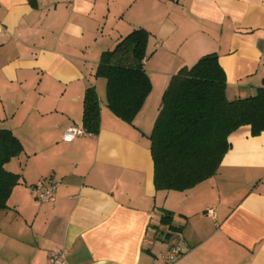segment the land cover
I'll use <instances>...</instances> for the list:
<instances>
[{
	"label": "crops",
	"instance_id": "crops-1",
	"mask_svg": "<svg viewBox=\"0 0 264 264\" xmlns=\"http://www.w3.org/2000/svg\"><path fill=\"white\" fill-rule=\"evenodd\" d=\"M138 28L149 32L152 86L129 123L108 109L95 73L102 53ZM209 53L229 100L254 95L264 0H0V129L22 144L5 165L20 181L0 210V264H49L57 250L69 264H264V132L230 135L216 174L190 189L154 184L149 136L163 92ZM89 86L99 132L65 141L68 127H82ZM50 181L53 198L38 201L30 186ZM165 210L180 229L162 224ZM178 241L184 250L170 260Z\"/></svg>",
	"mask_w": 264,
	"mask_h": 264
},
{
	"label": "trees",
	"instance_id": "trees-1",
	"mask_svg": "<svg viewBox=\"0 0 264 264\" xmlns=\"http://www.w3.org/2000/svg\"><path fill=\"white\" fill-rule=\"evenodd\" d=\"M149 32L134 29L112 50L101 55L95 76L105 79L106 106L131 123L151 90L143 67ZM128 61H131L129 63ZM226 77L215 53L199 58L175 73L164 90L150 138L154 184L158 189L184 191L213 177L231 147L230 135L248 127L256 136L264 132V80L254 95L229 100ZM82 128L100 129V100L94 86L83 97ZM22 144L8 129H0V210L7 208L20 174L6 169ZM173 214L163 211L161 222L172 230Z\"/></svg>",
	"mask_w": 264,
	"mask_h": 264
},
{
	"label": "built area",
	"instance_id": "built-area-1",
	"mask_svg": "<svg viewBox=\"0 0 264 264\" xmlns=\"http://www.w3.org/2000/svg\"><path fill=\"white\" fill-rule=\"evenodd\" d=\"M84 132L82 127L72 125L67 128L63 135L65 141H71L75 137L82 135ZM58 182L50 181L47 184H36L30 186L31 192L35 195V198L41 202L51 201L55 194ZM184 250V243L178 241L170 245L168 248V257L170 260L176 259ZM49 264H69L66 259L65 250L51 251L48 255Z\"/></svg>",
	"mask_w": 264,
	"mask_h": 264
},
{
	"label": "rangeland",
	"instance_id": "rangeland-1",
	"mask_svg": "<svg viewBox=\"0 0 264 264\" xmlns=\"http://www.w3.org/2000/svg\"><path fill=\"white\" fill-rule=\"evenodd\" d=\"M101 81L102 82H104V80L103 79H101ZM16 162V160H14L12 163H15ZM11 167V166H10ZM8 169H9V167H8ZM10 170V169H9Z\"/></svg>",
	"mask_w": 264,
	"mask_h": 264
}]
</instances>
